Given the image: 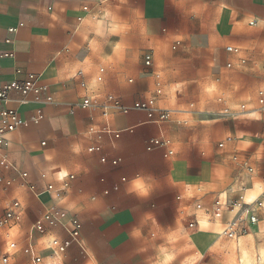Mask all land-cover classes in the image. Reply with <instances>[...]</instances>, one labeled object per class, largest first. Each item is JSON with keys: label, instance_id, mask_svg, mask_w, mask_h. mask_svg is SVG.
<instances>
[{"label": "crops", "instance_id": "crops-1", "mask_svg": "<svg viewBox=\"0 0 264 264\" xmlns=\"http://www.w3.org/2000/svg\"><path fill=\"white\" fill-rule=\"evenodd\" d=\"M139 1L143 4L141 12L147 22L146 33L151 38L165 40L172 37L174 46L177 41L180 45L185 30L190 36L187 45L190 40L196 45L208 44L210 30L205 13L199 16L188 14L183 26L174 21L178 15L182 23L186 15L174 0ZM89 2L2 0L0 3V52H16L14 58L0 60V82L23 79L30 73H43L42 82L49 86L54 96L52 103L42 107L43 120L8 134L9 144L5 151L13 162L20 164L12 159L7 149L13 150L19 144H33L29 146L31 149L26 148L27 168L20 165L29 173L38 192L44 191L46 181L61 188L58 172L74 176L69 180L71 190L64 207L81 221L82 238L91 259L73 244L66 253L65 264H94L95 259L98 264H167L162 260L164 247L170 249L172 257L168 264H190L195 257L212 255V244L217 239L215 227L219 222L212 221L210 229H202V226L190 228L187 217L191 208H188L186 193L192 186L209 184L217 191L225 188L229 179H221L219 171L223 165L234 170L230 177L236 176L237 165L233 161L243 153L237 150L240 146L235 138L238 127L233 122L236 116H253L259 111L205 120L208 124L200 126L205 128L200 131V127L191 126L189 120L180 118L182 113L172 109L170 117L162 122L153 121L147 112L135 109L127 114L110 116H104L100 108L94 111L82 109L79 104L83 96L94 92L112 94L126 106L145 101L153 95L151 86L144 83L140 74V65L133 66L131 58L125 55L121 58L107 55L112 35L108 30L94 36L91 41L90 31L87 37L79 36L86 26V18L90 17ZM80 13L86 16L81 17ZM224 18L222 11L215 9L214 27L218 31L226 28ZM187 21L192 22L191 25ZM239 21L247 25V34L245 39L236 42L246 45L247 49L231 45L241 49L239 55H232L225 47L226 53L233 57L228 63L236 65L228 69L246 78L244 88L256 89L252 92L253 97L242 103L255 107L257 91L264 88V0H251ZM11 28L17 31L11 33ZM128 33L132 35V30ZM134 33L139 37L142 32L135 30ZM239 56L246 59L243 67L237 66ZM108 58L114 59V65L107 61ZM104 63H107V70ZM100 68H105L104 80L97 83ZM130 73L134 78H129ZM93 80L95 86L91 88ZM20 97L19 93H13L10 107L17 108L24 119L34 116L39 105L31 103L18 107L16 100ZM259 113L263 114L264 110ZM72 118L76 119L75 123ZM107 124L115 132H120V136L103 134L99 139L89 134L90 128L102 129ZM244 130L256 137L254 143H261L264 114L261 119L244 122ZM152 139L168 141L169 146L149 150L148 144ZM42 140L44 146L39 145ZM95 145L101 150L89 151ZM169 150L173 154L169 155ZM247 151L255 153L254 147ZM36 157H39V166L33 163ZM103 158H106L105 162ZM114 160L118 163L113 164ZM248 167L253 169L249 162L240 164L235 177L240 180V187L247 183L243 170L251 173ZM40 173L46 174L47 179L39 178ZM34 196L31 192L25 195L29 201L27 208L29 213L41 208L40 216L42 204L48 202L50 196L43 193L37 200ZM220 219L224 227L233 220L229 215ZM199 223L207 225L208 221L200 220ZM51 234L66 238L58 228ZM26 237L21 244L26 243ZM45 241L46 238L37 235L35 244L47 260L49 251L45 250L44 254L40 248V243L45 244ZM22 255L21 260L29 263V257Z\"/></svg>", "mask_w": 264, "mask_h": 264}, {"label": "rangeland", "instance_id": "rangeland-1", "mask_svg": "<svg viewBox=\"0 0 264 264\" xmlns=\"http://www.w3.org/2000/svg\"><path fill=\"white\" fill-rule=\"evenodd\" d=\"M135 1L90 0L88 8L90 9V17L86 18V26L79 36L87 37L88 31H90L91 41L94 36L103 34L105 30H108L112 35L109 37V47L106 49L107 55L113 54L117 58L125 55L126 58H131L133 66L140 65L142 69L140 74L144 78V83L151 86L152 96H156L155 106L177 110L178 113H182L179 115L180 118L189 120L191 126L198 128L208 124L205 120L236 116L226 115V111L238 112L240 110L239 106L247 102L250 96L253 97L252 92L256 89L244 88L246 78L228 69L227 63L233 57L226 53L225 47L237 45L243 50L247 49L246 45L236 41L245 39L247 34V25L239 20L251 0H174L176 5L183 11V14H186L182 23L177 15L174 18L176 23L184 26L188 14L192 13L199 16L205 13L210 30L208 31L210 38L207 45H196L192 40L187 45L190 36L184 30L183 43L175 46L172 43V37L158 40L151 38L146 33L147 22L141 12L143 4L139 0ZM215 9L221 10L225 17L226 28H224V31H218L214 27L216 26L214 23ZM79 16L84 17L86 15L80 13ZM191 18L189 17L188 20H191ZM192 20H195V18L193 17ZM188 23L191 25L192 22L189 21ZM197 26L196 28H198ZM131 30L132 35H128ZM135 30H140L142 32L141 36L133 35ZM151 51L154 52V61L151 66H147L145 64V54ZM113 60V58L107 59L108 62L111 61V65H114ZM104 66L107 70V63H104ZM131 77L134 78V74L130 73L129 78ZM93 86H95L94 80L90 87ZM252 107L254 106H248V108ZM263 114L256 112L253 116H236L237 119H232L234 120L233 124L235 123L238 127L235 138L240 142V146L237 150L243 153L237 161H233V164L237 165L236 176L240 171V164L243 165L245 162H249L254 169L251 173L243 170V177L247 182L243 190L240 187V180H237L236 176L230 177L234 170L230 169L228 165H223L219 174L222 180L229 179L225 188L217 191L214 186L209 184L192 186L186 193V199L189 201L188 208H191V213L187 217V225L189 226L193 221L192 214L194 212H196L199 221H208L207 225L200 223V225H195L193 229L200 226H202V229H210L212 228V221H218L215 231L220 233L224 227L221 224V219L214 218L213 212L211 214L206 213L207 210H212L214 202L218 199L222 204L226 202L222 210L224 217L229 215L234 218L238 212L243 211L246 205H252V209L256 210L258 222L250 226V236H248L249 234L245 235L239 240L220 238L216 233L217 239L212 244V255L195 257L190 261V264H264V137L261 143L256 144L253 142L256 137L244 130V122L261 119ZM203 129L205 128H199L200 131ZM43 142V140L40 141L39 145L44 146L42 145ZM19 145L13 150L11 148L7 150L14 161L26 167L25 162L29 161L25 155L26 148L27 150L31 149L32 147L29 146H33V144ZM249 147H254L255 153L248 152ZM33 163L38 166L41 165L39 157L33 159ZM41 174H39V178H41ZM0 175L11 182L7 189L0 191L1 257L7 249L8 242L23 241L31 224L39 216L41 208H36L34 212L29 213L27 208L29 201L25 195L30 191L22 186L13 172L0 169ZM48 183L46 181V185ZM255 184L260 187L259 197L254 201L255 203H244V195L247 189ZM13 198L19 199L26 207L25 214L19 221L6 218L8 202ZM33 198L37 200L35 196ZM196 199L203 204V209L194 210ZM38 206L41 207V205ZM40 248L44 253L47 246L40 243ZM162 249L164 252L162 260L168 264L172 258L169 255L170 249L165 247ZM243 251H247L250 257L244 262L242 260ZM23 257L20 253L12 255L8 264H29L28 260H21ZM94 264H98L96 259Z\"/></svg>", "mask_w": 264, "mask_h": 264}, {"label": "built area", "instance_id": "built-area-1", "mask_svg": "<svg viewBox=\"0 0 264 264\" xmlns=\"http://www.w3.org/2000/svg\"><path fill=\"white\" fill-rule=\"evenodd\" d=\"M2 0H0V3ZM87 10V8H85ZM81 21V19H80ZM16 28L9 29V32H16ZM180 42L177 41L176 45ZM226 51L232 55H239L241 52L240 48L235 46H227ZM16 55L15 51L0 52V60L3 58H14ZM237 66L243 67L246 64V59L239 56ZM154 61L153 52L145 54V64L151 66ZM228 68H234L236 65L233 62L227 64ZM17 74H21L20 70H16ZM2 74V68L0 65V76ZM105 68H100L96 77L97 83H102L104 80ZM43 73L35 74L30 73L25 78L8 82H0V169L9 170L13 172L20 180L21 184L28 189L36 198H39L43 193H48L50 200L42 204L43 211L41 215L31 225L29 233L26 237V243L21 244L17 241H10L7 244L5 253L0 257V264H8L10 257L17 253L24 254L29 257V264H65V256L68 249L76 244L84 256L91 259L88 252L87 246L82 238L83 225L79 218L69 213L64 207L65 199L68 191L71 190L69 180L73 179L74 176L66 172H58V181L61 182V188H56L54 184L48 183L44 191L38 192L34 182L31 180L29 173L23 170L20 164L13 162L5 151L8 146V134L18 130L22 126H26L31 123H38L44 118L43 106L50 104L54 101V96L50 92V88L47 84L42 82ZM84 85V84H83ZM85 86V85H84ZM19 93L20 98L16 100L18 107L27 106L31 103L39 105L36 109L35 115L24 119L21 117L17 108L10 107V103L13 102L12 94ZM160 93V91H158ZM156 96H152L145 101L136 102L132 106H126L122 101L112 95L100 93L85 94L79 104L82 109L85 110H97L102 109L104 116H110L112 114H127L132 109L145 111L148 114L149 119L162 122L167 120L172 110L158 108L155 106ZM255 107L248 108V104H241L238 112L226 111V115H238L251 111H263L264 110V88L257 91L255 96ZM158 113V117L155 114ZM72 122L75 123L76 119L72 118ZM90 135H95L97 138H101L103 134H112L116 137L120 136V132H115L110 125H106L102 129L90 128ZM71 140V139H70ZM169 142L161 139H152L148 144V149L151 150L155 147H167ZM222 147V144L220 145ZM100 146H92L89 151L95 152L100 151ZM168 154H173L172 150L168 151ZM102 161H106L103 158ZM118 160H114L113 164H117ZM250 172H253L251 167H248ZM41 179H47L46 174H41ZM126 179L123 178V181ZM11 185L10 180L0 175V191L7 189ZM242 189L244 186L241 187ZM114 189H118V185L114 186ZM226 205L221 203L218 199L213 204L212 210H207L206 213H212L214 218H221L223 216V208ZM195 210L203 209V204L196 199L194 202ZM252 205H246L243 211L238 212L236 216L228 222V224L221 230L220 236L225 238L238 239L248 233L249 224H255L258 222V216L255 213L256 210L252 209ZM25 212L24 204L17 198L11 200L6 210V218L20 220ZM195 225H200L198 216L196 213L193 214V221L189 224L190 228ZM61 229L66 238L62 239L57 235H49L54 229ZM38 236L46 238L45 244L46 250L49 251L48 259L46 260L40 249L37 248L35 240Z\"/></svg>", "mask_w": 264, "mask_h": 264}, {"label": "bare ground", "instance_id": "bare-ground-1", "mask_svg": "<svg viewBox=\"0 0 264 264\" xmlns=\"http://www.w3.org/2000/svg\"><path fill=\"white\" fill-rule=\"evenodd\" d=\"M259 190H260V187H258V186H255V188L247 190L246 194L244 195V203L252 204L259 197ZM39 198H40V196H39ZM248 258H250L248 255V252L243 251V253H242L243 262Z\"/></svg>", "mask_w": 264, "mask_h": 264}]
</instances>
